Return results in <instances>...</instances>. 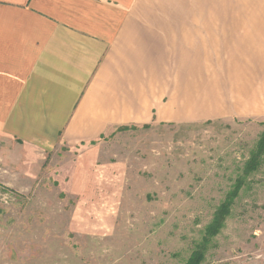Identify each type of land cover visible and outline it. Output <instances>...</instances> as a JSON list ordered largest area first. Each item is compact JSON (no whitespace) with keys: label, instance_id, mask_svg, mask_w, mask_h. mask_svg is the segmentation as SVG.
Here are the masks:
<instances>
[{"label":"crops","instance_id":"crops-1","mask_svg":"<svg viewBox=\"0 0 264 264\" xmlns=\"http://www.w3.org/2000/svg\"><path fill=\"white\" fill-rule=\"evenodd\" d=\"M193 2L213 0H0V137L49 153L120 129L264 124V10Z\"/></svg>","mask_w":264,"mask_h":264},{"label":"rangeland","instance_id":"rangeland-1","mask_svg":"<svg viewBox=\"0 0 264 264\" xmlns=\"http://www.w3.org/2000/svg\"><path fill=\"white\" fill-rule=\"evenodd\" d=\"M263 134L255 122L152 125L49 153L0 137V264H187L200 252L199 264H264V153L246 170Z\"/></svg>","mask_w":264,"mask_h":264},{"label":"trees","instance_id":"trees-1","mask_svg":"<svg viewBox=\"0 0 264 264\" xmlns=\"http://www.w3.org/2000/svg\"><path fill=\"white\" fill-rule=\"evenodd\" d=\"M264 153V134L260 137L258 144L256 145V149L251 153V157L247 162V171L254 169L259 164V158ZM241 180L236 181L235 188L228 194L226 197V201L221 204L220 208L217 209L215 213L214 219L212 224L208 227L207 236H214L216 235L218 229L221 227L224 219L228 215V207L232 205V200L235 199L237 193L240 189ZM201 252L197 253L196 255L190 257L187 264H199L201 260Z\"/></svg>","mask_w":264,"mask_h":264}]
</instances>
